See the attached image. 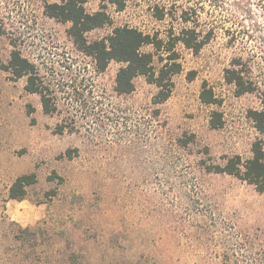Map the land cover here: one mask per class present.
I'll use <instances>...</instances> for the list:
<instances>
[{
  "label": "rangeland",
  "instance_id": "obj_1",
  "mask_svg": "<svg viewBox=\"0 0 264 264\" xmlns=\"http://www.w3.org/2000/svg\"><path fill=\"white\" fill-rule=\"evenodd\" d=\"M85 9L111 18L89 42L123 26L165 38L197 25L215 36L199 54L177 45L182 72L157 104L143 76L118 95L122 64L98 73L43 1L0 0V264H264V192L207 169L250 158L261 137L249 118L260 93L237 96L224 75L234 58H251L264 81V0H131L123 11L86 0ZM13 50L36 65L55 113L6 70ZM204 83L214 104L201 102ZM30 173L37 183L11 199Z\"/></svg>",
  "mask_w": 264,
  "mask_h": 264
},
{
  "label": "trees",
  "instance_id": "obj_2",
  "mask_svg": "<svg viewBox=\"0 0 264 264\" xmlns=\"http://www.w3.org/2000/svg\"><path fill=\"white\" fill-rule=\"evenodd\" d=\"M45 3V13L63 23H69L68 31L76 48L91 57L95 62L98 73H103L112 61L121 63L116 79L114 90L118 95H128L135 90V79L145 77L147 82L158 88L155 96L156 103L167 101L174 88L173 77L182 72L180 55L177 45L182 44L194 54H199L215 36L214 29L207 31L199 30L197 25L183 27L176 32L173 28L167 31L165 38L160 34L145 33L137 28L123 26L116 27L107 38L89 42L87 33L101 28L111 22L109 14L100 10L90 14L85 9L86 0H58L49 3V0H41ZM123 11L126 4L131 0H105ZM251 12V11H250ZM158 20H164L166 10L159 9L155 13ZM183 23L192 22L187 12L182 15ZM152 47V51L144 48ZM156 58L161 63L155 67ZM6 70L14 80L26 78L25 90L30 94H37L41 98V104L45 114H53L57 110L55 98L50 87H47L39 76L36 65L23 57L20 51L13 50L10 55ZM256 66L251 58H234L230 68L225 70V81L236 88V95L242 96L247 93L259 92L261 95V109L249 111V118L254 128L261 137H264V91H261L264 81L258 79ZM261 75V73H259ZM260 77V76H259ZM201 102L214 104L216 102L213 91L204 83L200 94ZM223 124L221 116L214 114L211 120L213 128H220ZM257 138L251 147L252 156L243 159L240 155L227 159L226 163L210 165L207 169L214 173H225L235 176L263 193L264 192V139ZM37 183L36 173L24 174L16 178L10 187V198L18 201L25 199L27 187Z\"/></svg>",
  "mask_w": 264,
  "mask_h": 264
}]
</instances>
